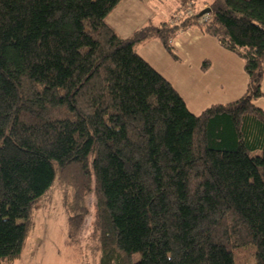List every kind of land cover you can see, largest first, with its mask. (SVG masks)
<instances>
[{"label":"trees","instance_id":"trees-1","mask_svg":"<svg viewBox=\"0 0 264 264\" xmlns=\"http://www.w3.org/2000/svg\"><path fill=\"white\" fill-rule=\"evenodd\" d=\"M121 1L0 0V264L21 255L56 171L75 191L67 239L94 190L98 264H236L246 247L264 264V0H190L192 15L128 37L107 22ZM192 27L248 77L199 115L136 51L157 39L172 54Z\"/></svg>","mask_w":264,"mask_h":264},{"label":"crops","instance_id":"crops-1","mask_svg":"<svg viewBox=\"0 0 264 264\" xmlns=\"http://www.w3.org/2000/svg\"><path fill=\"white\" fill-rule=\"evenodd\" d=\"M144 3L141 0H122L107 17L108 24L120 36L128 37L149 21L155 25L169 21L179 7L175 6L166 14L160 10L158 16L152 13V17L159 22L154 23L153 18H149L150 10L145 11ZM123 4L131 10L117 15L116 9ZM154 8L157 10L156 6ZM171 44L172 54L157 39L139 45L136 51L174 87L190 113L199 115L211 105L233 102L244 94L248 77L243 61L221 46L217 39L192 27L179 31ZM262 90L264 92V77ZM255 105L264 110V97L257 99Z\"/></svg>","mask_w":264,"mask_h":264},{"label":"rangeland","instance_id":"rangeland-1","mask_svg":"<svg viewBox=\"0 0 264 264\" xmlns=\"http://www.w3.org/2000/svg\"><path fill=\"white\" fill-rule=\"evenodd\" d=\"M209 1L197 0L194 5L198 9ZM177 5L176 0H146L144 3L145 11L151 12L149 18H153L152 13L158 16L160 10H164L161 12L163 14L169 13ZM119 7L115 12L117 15H123L131 10V7H125L124 4ZM193 9L195 8L188 0L185 6L178 7V11L173 14L176 16H171L169 23H178L192 15ZM152 21L159 23L154 18ZM140 52L144 55L143 51ZM62 177L56 171L51 187L35 204L31 216L32 228L21 255L12 264H98L100 251L94 234L96 214L94 190L92 188L82 198L87 210L82 227L72 234L71 239H67L68 220L71 214L69 204H75L74 201L72 202L75 191L73 186ZM251 253L250 247L236 248L234 250L236 264H251ZM137 259L138 257L135 256V260Z\"/></svg>","mask_w":264,"mask_h":264},{"label":"water","instance_id":"water-1","mask_svg":"<svg viewBox=\"0 0 264 264\" xmlns=\"http://www.w3.org/2000/svg\"><path fill=\"white\" fill-rule=\"evenodd\" d=\"M209 11H210V8H208V7L205 9H202L199 13V16H203V15L207 14Z\"/></svg>","mask_w":264,"mask_h":264},{"label":"built area","instance_id":"built-area-1","mask_svg":"<svg viewBox=\"0 0 264 264\" xmlns=\"http://www.w3.org/2000/svg\"><path fill=\"white\" fill-rule=\"evenodd\" d=\"M190 4L192 5V2H190ZM178 13H179V12H178ZM178 13H177V14H178ZM175 16H176V15H175ZM175 16H173V17H175ZM203 20H206V18L204 17Z\"/></svg>","mask_w":264,"mask_h":264}]
</instances>
